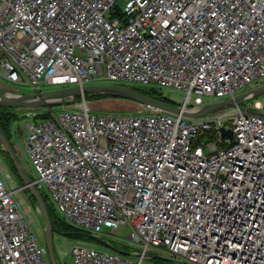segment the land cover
I'll list each match as a JSON object with an SVG mask.
<instances>
[{
    "label": "built area",
    "instance_id": "built-area-1",
    "mask_svg": "<svg viewBox=\"0 0 264 264\" xmlns=\"http://www.w3.org/2000/svg\"><path fill=\"white\" fill-rule=\"evenodd\" d=\"M0 83L19 94L166 87L193 112L264 84V0H0ZM247 102L258 114L26 110L12 145L68 224L128 230L129 255L79 241L72 264H146L151 250L185 264H264V103ZM20 191L0 175V264H50Z\"/></svg>",
    "mask_w": 264,
    "mask_h": 264
},
{
    "label": "water",
    "instance_id": "water-1",
    "mask_svg": "<svg viewBox=\"0 0 264 264\" xmlns=\"http://www.w3.org/2000/svg\"><path fill=\"white\" fill-rule=\"evenodd\" d=\"M85 94H110L116 95L119 98L124 99L125 101H131L139 104L142 107L148 109L160 110L163 112H167L172 115H180L184 118H201L209 114H215L220 111H223L228 108H241L246 110L251 114H258L256 110L241 107L240 105L247 101L253 100L264 95V84L259 86L250 88L244 92H241L233 97L206 104L193 112H189L186 109L182 108L180 105H176L171 102H166L164 100H159L147 95H144L129 85H121V84H93L87 85L83 87H64L57 89H47L41 90L38 92H30L25 94L12 93L8 91L6 87H4L0 83V107L7 109H18V110H33L39 108H47L49 106H61V105H69L77 102V98L80 97L81 104L84 101ZM259 104H261L259 102ZM258 107V106H257ZM219 131L222 135L227 137H232L231 129H225L224 127L219 128ZM0 150L5 152L9 158L11 159L14 167L16 168L18 175L20 176L23 186L19 187L20 190L27 189L33 199L36 201V206L40 210V214L44 221V245L47 250L48 258L50 264H59L58 260L55 256L54 252V233H57L55 228L52 225L48 206L44 201L40 191L34 184V180L31 178L28 171L25 170L23 164L21 163V159L14 149L11 141L7 138L6 134L0 127ZM91 237L96 239L101 247L106 250H113L122 255H125L126 252L114 248L111 244L99 238V236L90 234ZM162 260H167L173 262L175 264H185L183 261L167 258V257H159Z\"/></svg>",
    "mask_w": 264,
    "mask_h": 264
},
{
    "label": "rangeland",
    "instance_id": "rangeland-1",
    "mask_svg": "<svg viewBox=\"0 0 264 264\" xmlns=\"http://www.w3.org/2000/svg\"><path fill=\"white\" fill-rule=\"evenodd\" d=\"M131 86H134L136 88H139V86H136L135 84H132ZM20 90L21 93H29L30 89L28 87H14ZM141 88V87H140ZM156 88V87H155ZM52 89V88H49ZM157 90L160 91V95L171 101L172 103L178 105L181 103L184 99V93L174 90V89H169L166 87L163 88H156ZM259 99L261 102L264 103V95H261V97L256 98ZM85 104L87 105L91 111L97 112V113H119L123 116L129 115V113H136L137 111H142L146 112L147 109L145 107L140 106L137 103L131 102V101H125L122 98H104L101 100H96V101H91L88 98H84ZM213 99L209 97L204 98V102H212ZM247 101L243 102L241 105L244 106ZM77 104L81 106V100L69 104L75 107ZM78 106V107H79ZM71 107V106H70ZM40 109V108H39ZM61 109V106H56L52 109H48L51 111H59ZM18 115L25 116L27 113L26 110H17ZM23 123L21 122L20 125ZM13 129V124L10 125V131ZM21 156V154H20ZM20 161L23 164L24 168L28 173L30 174L31 178H34L33 171L30 167L29 161L25 156L20 157ZM0 175L7 178L9 187L11 189H18L19 187H22L20 185V181L18 180V175L15 171H13L9 165L5 164L3 156L0 152ZM9 175V178H8ZM11 179V180H10ZM42 193L46 195V193L42 190ZM17 199L22 202V207L23 211L25 212V219L30 222V227L34 231H39L37 232L39 240H42V235L41 233L44 231V221L42 216L37 212V207L32 203V200L27 192L20 191L17 194ZM58 213V212H57ZM70 225V224H69ZM71 226V225H70ZM72 227V226H71ZM111 232V231H109ZM90 233V232H89ZM111 234V233H110ZM109 233H100L97 236L102 239H109L110 236ZM127 234L128 230H119L115 232V234H111L118 243H124L127 241ZM111 239V238H110ZM79 242V240H73V238H70L65 235H61L59 233H54V238H53V243H54V252L56 254V257L59 261L60 264H72L71 257L67 253V251L71 248V246ZM42 243V242H41ZM43 244V243H42ZM125 244V243H124ZM44 245V244H43ZM129 245V244H127ZM150 257L148 258L149 260H146V264H162V263H157V261H163V262H169L166 260H162L159 257H167V258H172L167 254L166 252H159L158 250H151L150 253H147ZM49 259V258H48ZM156 261V262H155Z\"/></svg>",
    "mask_w": 264,
    "mask_h": 264
},
{
    "label": "trees",
    "instance_id": "trees-1",
    "mask_svg": "<svg viewBox=\"0 0 264 264\" xmlns=\"http://www.w3.org/2000/svg\"><path fill=\"white\" fill-rule=\"evenodd\" d=\"M131 86V85H130ZM132 88H134L136 91L144 94V95H147V96H150V97H153V98H156V99H159V100H164L166 102H171L165 98H163L159 93L160 91L157 90L156 88L154 87H151V86H147V87H139V88H136L134 86H131ZM116 98L118 96L116 95H110V94H85L84 95V98H88L89 100L91 101H96V100H101V99H104V98ZM119 98V97H118ZM80 100V97L77 98V101ZM172 103V102H171ZM56 106H49L47 107L48 109H52ZM42 110V109H40ZM40 118H50L51 117V114L50 113H43V114H40L39 115ZM22 118V116L20 117L17 113V110L15 109H7V108H2L0 107V127L1 129L4 131V133L6 134L7 138L12 142V134H11V131H10V125L13 124L20 120ZM1 154L3 156V159H4V162L5 164L9 165L10 168L15 171L18 175V172L16 170V168L14 167L11 159L9 158V156L1 151ZM18 180L20 181V185L23 186V183H22V180L20 178V176L18 175ZM32 179H34L32 177ZM24 192H27L32 200V203L36 206V201L33 199V197L31 196L30 192L27 190V189H24L23 190ZM44 201L46 202L47 206H48V211H49V216H50V219H51V222H52V225L53 227L55 228V230L57 231V233L61 234V235H65V236H68L70 238H73V240H79V241H82V242H87V243H90L102 250H106L105 248L103 249L101 247V244L96 240L94 239L93 237L90 236L91 233L89 232H86V231H83V230H79L77 228H74L73 226L71 227L64 219H62L60 217V215L57 213V211L55 210V208L53 207L52 203L50 202L49 198L47 195H45L44 193H42L40 191ZM103 233H109V231H105ZM110 238L109 239H103L105 240L106 242H108L109 244H111L114 248L116 249H119V250H122V251H125L126 254L125 255H129L131 252H133L135 249L129 245H127L126 242L124 243H118V241L116 242L115 238L110 234ZM108 251H113V250H108ZM150 253V252H149ZM148 255V254H147ZM56 256V254H55ZM149 256V255H148ZM150 257V256H149ZM57 258V257H56ZM149 260V259H147ZM167 261V260H166ZM156 262V261H155ZM157 263H162V264H175L173 262H163V261H157Z\"/></svg>",
    "mask_w": 264,
    "mask_h": 264
},
{
    "label": "clouds",
    "instance_id": "clouds-1",
    "mask_svg": "<svg viewBox=\"0 0 264 264\" xmlns=\"http://www.w3.org/2000/svg\"><path fill=\"white\" fill-rule=\"evenodd\" d=\"M30 92H31V91H30ZM30 92H29V93H30ZM21 94H25V93H21ZM84 101H85V100H84ZM61 106H63V105H61ZM40 109H42V108H40ZM15 110H18V109H15ZM33 180H34V179H33ZM40 215H41V214H40ZM42 233H43V232H42ZM42 233H41V234H42Z\"/></svg>",
    "mask_w": 264,
    "mask_h": 264
},
{
    "label": "bare ground",
    "instance_id": "bare-ground-1",
    "mask_svg": "<svg viewBox=\"0 0 264 264\" xmlns=\"http://www.w3.org/2000/svg\"><path fill=\"white\" fill-rule=\"evenodd\" d=\"M82 106L84 107V106H87V105L84 103V104H82Z\"/></svg>",
    "mask_w": 264,
    "mask_h": 264
},
{
    "label": "flooded vegetation",
    "instance_id": "flooded-vegetation-1",
    "mask_svg": "<svg viewBox=\"0 0 264 264\" xmlns=\"http://www.w3.org/2000/svg\"><path fill=\"white\" fill-rule=\"evenodd\" d=\"M41 235H42V240H44L43 233Z\"/></svg>",
    "mask_w": 264,
    "mask_h": 264
},
{
    "label": "crops",
    "instance_id": "crops-1",
    "mask_svg": "<svg viewBox=\"0 0 264 264\" xmlns=\"http://www.w3.org/2000/svg\"><path fill=\"white\" fill-rule=\"evenodd\" d=\"M42 242H43V240H41ZM44 243V242H43ZM58 260V259H57ZM58 263H59V261H58ZM60 264V263H59Z\"/></svg>",
    "mask_w": 264,
    "mask_h": 264
}]
</instances>
